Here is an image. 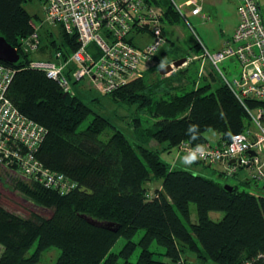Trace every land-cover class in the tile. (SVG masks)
I'll return each instance as SVG.
<instances>
[{
    "label": "trees",
    "instance_id": "trees-1",
    "mask_svg": "<svg viewBox=\"0 0 264 264\" xmlns=\"http://www.w3.org/2000/svg\"><path fill=\"white\" fill-rule=\"evenodd\" d=\"M27 1L0 0V34L15 47L34 27L33 15L24 7ZM153 1L162 8L163 25L181 17L172 1ZM61 35L63 46L51 40L50 47L68 54L77 41L64 30ZM199 42L195 46L200 50ZM18 52L17 62L3 61L13 69L8 96L20 112L45 128L38 159L67 175L74 187L61 194L34 178L15 181L19 194L51 213L22 216L0 203V264H38L40 253L50 246L61 249L54 264H118L120 259V264H177L185 248L218 264H264V194L239 189L238 184H231L233 188L228 190L218 180L171 168L160 158L158 148L134 145L119 129L103 139L99 135L109 120L99 113L79 129L92 108L76 93L69 94L71 102L67 103L62 88L43 70L30 67L28 53L20 47ZM130 82L108 94L138 100L158 118L149 136L162 150L181 140L194 145L208 142L205 133L210 129L220 133L221 141H228V133L241 132L250 124L244 105L225 82L210 91L209 83L181 93L172 92L169 86L168 97L160 98L154 97L160 87L150 90L143 78ZM245 102L249 107L262 103ZM190 124L198 125L196 140L186 134ZM155 179L161 180V187L150 191L145 184ZM191 202L196 206L195 221L190 219ZM211 210L224 213L215 220L209 215ZM87 217L115 229L92 224ZM140 228L145 230L138 242L141 250L136 261H131L137 245L133 237ZM120 236L126 242L112 252ZM153 240L165 247L169 260L154 257L149 249ZM34 243L35 249L27 255Z\"/></svg>",
    "mask_w": 264,
    "mask_h": 264
},
{
    "label": "built area",
    "instance_id": "built-area-1",
    "mask_svg": "<svg viewBox=\"0 0 264 264\" xmlns=\"http://www.w3.org/2000/svg\"><path fill=\"white\" fill-rule=\"evenodd\" d=\"M42 3L44 21L57 23L68 35H74L77 46L68 54L57 49L51 58L30 59L29 65L43 70L68 94L75 93L70 81L81 79L101 93L114 91L140 76V60L151 58L167 40L162 9L150 0H42ZM184 4L192 6L193 15L208 18L194 0H186ZM175 7L183 14L181 6ZM236 10L237 24L223 48L210 52L202 44V51L218 70V62L227 57L239 60L242 71L238 78L231 82L222 74L225 84L244 105L250 124L232 134L229 142L199 143L206 150L199 162L207 165L226 162L228 175L239 167H249L250 178L264 186V17L257 0H238ZM39 27L34 25L31 33L21 39L22 51L30 54L42 46ZM145 31L152 34V41L136 47L133 37ZM12 77V67L0 62V165L65 194L74 183L63 172L46 167L36 156L45 128L20 112L10 100L7 91ZM245 99L263 104L249 107ZM196 145L182 140L177 152L186 155Z\"/></svg>",
    "mask_w": 264,
    "mask_h": 264
},
{
    "label": "rangeland",
    "instance_id": "rangeland-1",
    "mask_svg": "<svg viewBox=\"0 0 264 264\" xmlns=\"http://www.w3.org/2000/svg\"><path fill=\"white\" fill-rule=\"evenodd\" d=\"M172 0H161L166 3ZM176 4L181 6V12L184 13L177 20H167L165 23V31L169 40L158 49L154 55L149 59H141L138 65V69L141 72L140 76L132 78L122 86L128 85L131 81L142 79L146 84L151 86L150 90L158 92L154 94L155 98L161 96L168 97L165 94L166 90L174 93H181L192 88H196L202 84H210L209 91L214 90L218 85L224 82L223 74L229 81L240 76L242 68L240 62L236 57H227L218 62L219 70L214 66L206 57L203 56L202 44L201 49L196 48L195 44L199 40L209 49L210 52H216L222 46V42L229 39L231 36L232 28L236 22L237 15L235 11V4L232 0H223L221 3L215 1L214 4L210 0H194L196 4L202 5L203 12L209 13L211 11V18L207 19L199 15H193L187 12V9H191V6L184 4L185 0H173ZM208 2V3H207ZM261 12L264 17V0H259ZM160 5V4H159ZM25 9L33 15L32 22L39 27L40 42L44 47L38 51L31 52L28 56L33 60H42L46 57H51L54 53L51 49V40H55L59 46H63L61 27L59 24H52L44 21V10L42 0H28L24 3ZM181 14V13H180ZM34 15H37L36 17ZM202 17V18H201ZM30 34V33H29ZM28 34V35H29ZM27 35V36H28ZM152 34L148 31L137 34L133 37L136 47H143L152 41ZM200 43V42H199ZM53 57V56H52ZM185 57V61L182 65L177 67L173 72L161 74L160 64L164 65L170 63L172 59H178ZM223 72V74H222ZM71 86L76 95L87 103L93 111L87 116V118L81 123L79 129L84 128L92 119L95 113H99L109 120L104 131L99 135L101 138L106 139L115 129H119L125 133L132 144H146L151 148L159 149V156L162 160L166 161L171 168L175 169H188L194 174L202 175L206 178L218 180L222 183H234L238 182L239 189H245L257 194H264V186L256 182L255 179L249 177V172L244 167H239L237 172L233 175L219 173L216 168V164H203L202 162L193 163L190 167L181 163V157L184 154H177V146L172 147L169 150H162L158 146L155 139L149 136V129L153 128L154 122L158 119L153 116L149 109L141 107L138 100H120L116 99L108 93H101L95 88H91L87 80L81 79L77 82L72 80ZM130 82V83H131ZM118 87L117 89H120ZM168 87V89L166 88ZM115 89V91L117 90ZM208 139L212 141L218 134L217 131L210 129L206 133ZM264 146V143H263ZM174 156L178 157V162H174ZM17 179L24 180V176L20 173H14L7 169H4L0 165V203L5 206L11 212L18 213L22 216H29L30 212H35L42 216H48L51 211L44 209L30 202L24 198L15 188V181ZM161 184L160 179H155L147 182L145 185L151 191L158 188ZM190 219L195 221L197 218V211L195 203L191 202L189 205ZM223 211L211 210L209 215L211 218L217 220L222 217ZM184 223L188 226L185 219L182 218ZM145 230L140 228L134 235L133 240L137 242L136 248L130 257L131 261H136L141 247L138 244L141 236ZM126 238L120 236L117 241L111 247L112 252H118L124 243ZM36 243L28 250L27 255L35 249ZM149 249L154 252V257L169 260L165 254L166 249L164 246L153 240ZM3 252V247L0 245V256ZM61 249L57 246H50L44 249L39 256L38 264H54L60 256ZM199 251H191L185 248L181 254V258L177 264H218L212 260H204ZM122 262L119 260L118 264Z\"/></svg>",
    "mask_w": 264,
    "mask_h": 264
},
{
    "label": "water",
    "instance_id": "water-1",
    "mask_svg": "<svg viewBox=\"0 0 264 264\" xmlns=\"http://www.w3.org/2000/svg\"><path fill=\"white\" fill-rule=\"evenodd\" d=\"M259 2V0H257ZM20 58V53L18 52V50L12 45L10 44L5 38L4 36H2L0 34V60L7 62L9 64L15 63L19 60ZM185 57H181L178 59L173 60L172 64L168 63L165 64L164 68H160L159 72L161 74H166L169 73L170 71H172L173 67H179L180 65H182L185 61ZM64 99L67 103L71 102V97L68 93L64 92ZM251 154H253V151H250ZM224 188L231 190L233 188V186L229 183H225L223 185ZM83 216V215H82ZM90 223L95 224L97 226H103L105 228H111V229H115L112 228L109 224H104L102 221H99L97 219L91 218V217H87L86 218Z\"/></svg>",
    "mask_w": 264,
    "mask_h": 264
},
{
    "label": "clouds",
    "instance_id": "clouds-1",
    "mask_svg": "<svg viewBox=\"0 0 264 264\" xmlns=\"http://www.w3.org/2000/svg\"><path fill=\"white\" fill-rule=\"evenodd\" d=\"M175 60V59H174ZM173 62V60L171 61ZM165 65L162 62L160 64V68H164ZM186 134L190 135L191 139L196 140L199 138V130L198 125L190 124L188 128L185 130ZM231 136V133H228ZM206 150L203 145L197 144L195 148L189 151L186 155H183L181 159V163L185 166L190 167L193 163L198 162L200 159L205 157Z\"/></svg>",
    "mask_w": 264,
    "mask_h": 264
},
{
    "label": "crops",
    "instance_id": "crops-1",
    "mask_svg": "<svg viewBox=\"0 0 264 264\" xmlns=\"http://www.w3.org/2000/svg\"><path fill=\"white\" fill-rule=\"evenodd\" d=\"M152 3L154 2L153 0H150ZM205 1H207V0H203V3H206ZM215 1H217V2H222L223 0H210V2L212 3V4H214L215 3ZM233 2H234V4H235V11H236V15H237V10H236V6H237V2H238V0H232ZM186 2V0L184 1V3ZM172 3L174 4V7H175V2L172 0ZM208 3V2H207ZM153 4H155V3H153ZM196 4V3H195ZM156 5V4H155ZM176 5H178V6H180L179 4H176ZM197 5H199L200 7H201V12L202 13H205V14H207L208 15V18L207 19H210L211 18V11L209 12V13H206V12H203V10H202V5H200V4H197ZM259 5H260V2H259ZM159 6V5H158ZM186 6H189V5H186ZM190 7V6H189ZM161 8V7H160ZM191 8H192V6H191ZM162 9V8H161ZM175 9L180 13V11L175 7ZM187 12H190L191 11V9H187L186 10ZM191 13V12H190ZM184 14V13H183ZM192 14V13H191ZM199 15V14H198ZM162 16H163V13H162ZM162 18V17H161ZM202 18V17H201ZM237 21H238V15H237V19H236V22H235V24H234V26H233V28H232V31H231V34H232V32H233V30H234V28H235V26H236V24H237ZM162 24H163V22H162ZM163 27H164V25H163ZM165 28V27H164ZM163 28V29H164ZM165 33H166V31H165ZM166 36H167V34H165ZM169 38V37H168ZM201 40V39H200ZM199 40V41H200ZM201 43H202V41H200ZM223 44H222V46H221V48H223V46H224V43H225V41H223L222 42ZM203 44V43H202ZM204 45V44H203ZM205 46V45H204ZM206 47V46H205ZM207 48V47H206ZM221 48H219L218 50H220ZM209 50V49H208ZM253 127V126H252ZM208 138V137H207ZM208 142H210V143H213V144H216V143H220L221 142V140H220V133H218V134H216V137L214 138V139H212V141L210 140V139H208ZM176 147V146H175ZM177 154H181L180 152H177ZM178 160H179V158L178 157H176V156H174V158H173V161L174 162H178ZM226 166H227V164H226V162H218V165L216 166V168L219 170V173H221L222 175L225 173V170H226ZM244 168H246L247 170H248V172H249V170H250V168L249 167H244ZM249 177H250V175H249ZM238 182H240V179H239V181ZM238 182H232V183H229V184H238ZM258 184H259V182L258 181H256ZM260 185V184H259ZM161 187V186H160Z\"/></svg>",
    "mask_w": 264,
    "mask_h": 264
},
{
    "label": "bare ground",
    "instance_id": "bare-ground-1",
    "mask_svg": "<svg viewBox=\"0 0 264 264\" xmlns=\"http://www.w3.org/2000/svg\"><path fill=\"white\" fill-rule=\"evenodd\" d=\"M14 47H15V46H14ZM19 47H20V46H16L15 48L18 50ZM0 62H2L3 64L6 65V63H4L2 60H1ZM176 68H177V67H176ZM176 68H175V69H176ZM175 69H173L172 71H170V73L173 72ZM230 140H231V138H230L227 142H229ZM181 141H182V140H181ZM221 142H224V141H221ZM178 144H179V143H178ZM178 144H177V145H178ZM177 145H176V146H177Z\"/></svg>",
    "mask_w": 264,
    "mask_h": 264
}]
</instances>
